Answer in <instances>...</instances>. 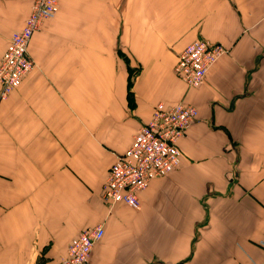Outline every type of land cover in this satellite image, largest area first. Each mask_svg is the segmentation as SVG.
I'll list each match as a JSON object with an SVG mask.
<instances>
[{
    "label": "crops",
    "instance_id": "0c3cea01",
    "mask_svg": "<svg viewBox=\"0 0 264 264\" xmlns=\"http://www.w3.org/2000/svg\"><path fill=\"white\" fill-rule=\"evenodd\" d=\"M30 3L0 0V55ZM194 39L227 51L190 88L172 67ZM27 53L0 99V264H59L98 224L86 264L264 260V0H57ZM178 101L197 109L179 166L137 209L104 203L116 155Z\"/></svg>",
    "mask_w": 264,
    "mask_h": 264
},
{
    "label": "built area",
    "instance_id": "2783aa9c",
    "mask_svg": "<svg viewBox=\"0 0 264 264\" xmlns=\"http://www.w3.org/2000/svg\"><path fill=\"white\" fill-rule=\"evenodd\" d=\"M56 11L57 0H31L21 27L8 36L0 55V99L17 88L32 69L28 42L41 23L52 18ZM226 51L221 43L194 39L178 52L173 74L185 86L199 87L208 69ZM196 118L197 109L189 103L153 105L149 120L138 127L128 147L109 165L101 193L103 202L137 209L139 191L152 179L165 176L179 166L178 141ZM103 232L100 224L80 230L67 243L59 264H86L92 246L102 238ZM260 246L264 249V243ZM257 264H264V260Z\"/></svg>",
    "mask_w": 264,
    "mask_h": 264
}]
</instances>
